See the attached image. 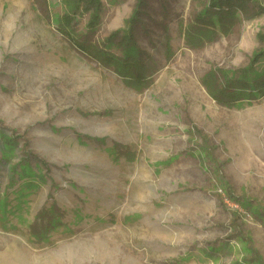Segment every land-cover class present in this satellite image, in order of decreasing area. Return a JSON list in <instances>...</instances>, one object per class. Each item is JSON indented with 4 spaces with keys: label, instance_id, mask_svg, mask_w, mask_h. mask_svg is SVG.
<instances>
[{
    "label": "rangeland",
    "instance_id": "374dc122",
    "mask_svg": "<svg viewBox=\"0 0 264 264\" xmlns=\"http://www.w3.org/2000/svg\"><path fill=\"white\" fill-rule=\"evenodd\" d=\"M215 12L0 0V264H264V0Z\"/></svg>",
    "mask_w": 264,
    "mask_h": 264
},
{
    "label": "trees",
    "instance_id": "16d2710c",
    "mask_svg": "<svg viewBox=\"0 0 264 264\" xmlns=\"http://www.w3.org/2000/svg\"><path fill=\"white\" fill-rule=\"evenodd\" d=\"M253 1L254 0H211V6L214 10H216L215 15L217 17L218 22L222 25L223 23H225V20L229 18H234L239 13L247 14L249 10V6L251 3H253ZM75 45L83 52L86 53L89 52L85 46L77 42H75ZM263 57H264V50L254 52L250 64L252 66H255ZM106 58L110 64L113 62V60L110 59L108 56H106Z\"/></svg>",
    "mask_w": 264,
    "mask_h": 264
},
{
    "label": "bare ground",
    "instance_id": "6f19581e",
    "mask_svg": "<svg viewBox=\"0 0 264 264\" xmlns=\"http://www.w3.org/2000/svg\"><path fill=\"white\" fill-rule=\"evenodd\" d=\"M238 209V208H237Z\"/></svg>",
    "mask_w": 264,
    "mask_h": 264
},
{
    "label": "built area",
    "instance_id": "2783aa9c",
    "mask_svg": "<svg viewBox=\"0 0 264 264\" xmlns=\"http://www.w3.org/2000/svg\"><path fill=\"white\" fill-rule=\"evenodd\" d=\"M221 193V192H220Z\"/></svg>",
    "mask_w": 264,
    "mask_h": 264
}]
</instances>
